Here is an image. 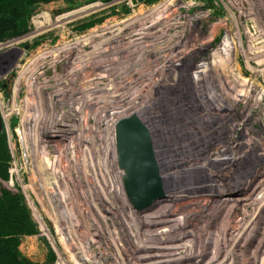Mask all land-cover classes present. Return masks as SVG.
Here are the masks:
<instances>
[{"label":"built area","instance_id":"obj_1","mask_svg":"<svg viewBox=\"0 0 264 264\" xmlns=\"http://www.w3.org/2000/svg\"><path fill=\"white\" fill-rule=\"evenodd\" d=\"M248 5L95 0L35 10L22 40L0 43L6 186L23 195L54 264H200L191 199L164 181L165 195L141 201L125 176L118 122L184 84L206 101L216 48L237 37L233 19Z\"/></svg>","mask_w":264,"mask_h":264},{"label":"rangeland","instance_id":"obj_2","mask_svg":"<svg viewBox=\"0 0 264 264\" xmlns=\"http://www.w3.org/2000/svg\"><path fill=\"white\" fill-rule=\"evenodd\" d=\"M92 1L3 3L0 43L22 40L35 10L56 12ZM247 10L243 18L237 12L231 25L241 35L243 49L231 44L225 57L222 43L218 46L224 59L215 57L203 88L206 101L199 97L192 105L183 100L187 117L179 115L180 129H169L164 136L170 138L165 140L167 156L175 161L166 167L163 182L181 189L193 203L188 209L194 207V218L186 214L198 233L200 264H264V0H249ZM23 15L26 27L20 29ZM220 42L218 38L214 45ZM186 107L194 114L188 116ZM6 137L0 128V188L6 187L8 173L9 152L2 150ZM29 217L22 223L33 224L34 231L0 237V264H54L56 255L39 237L31 211Z\"/></svg>","mask_w":264,"mask_h":264},{"label":"water","instance_id":"obj_3","mask_svg":"<svg viewBox=\"0 0 264 264\" xmlns=\"http://www.w3.org/2000/svg\"><path fill=\"white\" fill-rule=\"evenodd\" d=\"M136 115L138 114L124 117L118 122L119 146L128 184L133 187L141 201L149 205L164 195L165 153L158 156L153 152L145 129L140 128L133 121ZM0 128H3L1 118ZM130 197L136 203L135 196L130 195Z\"/></svg>","mask_w":264,"mask_h":264},{"label":"bare ground","instance_id":"obj_4","mask_svg":"<svg viewBox=\"0 0 264 264\" xmlns=\"http://www.w3.org/2000/svg\"><path fill=\"white\" fill-rule=\"evenodd\" d=\"M240 36L241 35L238 32L237 37L235 38V39H237V41L234 42L230 38V39L222 42L221 45H223L222 50H223V55H225V57H227L226 55L230 52L229 48H233L231 46V44L235 43L236 46H239L243 49L242 40H241ZM216 49L217 50H216L215 57L218 56L219 58L224 59V57H222V54H220V51H218V47ZM214 61H216V58H214ZM214 61H213V63H214ZM211 67L212 66H210V71H211ZM209 77H210V75H209ZM209 77H207V78H209ZM203 88H205V87H203ZM192 93H193V90L189 91L188 86L184 84L183 87H181L179 94L178 93L173 94V95L169 94L167 96L163 95L159 101L158 100L156 101L155 100L156 97H155L154 101H152L149 104L150 108H149L148 113L150 114V117L147 119V121L145 120V118L147 117V114H144V113H141L140 116L137 113L138 115L133 117L134 123L137 126H139L140 128L142 127L143 129H145V133L147 135V138L150 139L149 142L151 143V149H153V152L156 153L158 156L163 155L165 153L164 159L166 162L171 161L173 163L175 161V159H172V157L167 156V150H169L170 147H167L166 150L164 151L165 142L168 139H170L168 136L166 138L164 136L167 135V132H169L168 131L169 129H171V130L172 129H180L179 127L182 126V125L181 126L179 125L181 122V119H182L179 115L183 116V120H184V116L187 117L185 114V111H184L186 103L183 102V100L185 101V99H186L187 102L189 104H192V105L196 104L195 103L196 102L195 96L193 97ZM239 95L242 96V94H239ZM191 97H193V98L189 99ZM158 106H160V107H158ZM186 110H187V112H189L188 116H190L194 111L190 107H186ZM162 112L163 113L165 112L164 116L159 117L158 116L159 113H162ZM154 113H157V114H154ZM171 113H173V114H171ZM175 114H176V116H174ZM143 123H145V125H147V127H145V125ZM165 169H166V166H165ZM164 195H165V193H164Z\"/></svg>","mask_w":264,"mask_h":264},{"label":"trees","instance_id":"obj_5","mask_svg":"<svg viewBox=\"0 0 264 264\" xmlns=\"http://www.w3.org/2000/svg\"><path fill=\"white\" fill-rule=\"evenodd\" d=\"M9 1L12 0H0V5ZM34 1L39 2L47 0ZM21 17L23 19V23L18 24L17 26H19L20 29H23L26 27V22L24 15ZM2 145V150H4L5 152H9L7 137L3 141ZM24 203V197L21 192L10 190L7 188V186H2V188H0V237H3L4 235H19L23 232H32L35 230V226L33 224L26 227L25 223H22V221H25L30 218V210L28 206ZM19 217L23 219L21 220V223L19 221ZM53 257L55 258L54 253Z\"/></svg>","mask_w":264,"mask_h":264}]
</instances>
